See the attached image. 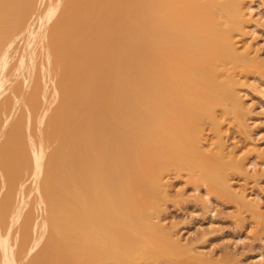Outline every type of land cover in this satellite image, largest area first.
Wrapping results in <instances>:
<instances>
[{
	"label": "bare ground",
	"instance_id": "1",
	"mask_svg": "<svg viewBox=\"0 0 264 264\" xmlns=\"http://www.w3.org/2000/svg\"><path fill=\"white\" fill-rule=\"evenodd\" d=\"M240 4L0 0V264L174 256L130 195L160 206L184 170L218 189L199 157L216 109L242 111L223 81Z\"/></svg>",
	"mask_w": 264,
	"mask_h": 264
},
{
	"label": "rangeland",
	"instance_id": "2",
	"mask_svg": "<svg viewBox=\"0 0 264 264\" xmlns=\"http://www.w3.org/2000/svg\"><path fill=\"white\" fill-rule=\"evenodd\" d=\"M240 1L243 28L231 32L234 49L225 47L230 50L226 51L230 65L223 67L225 77L229 75L223 81L231 82L228 89L243 104H239L243 115L236 116L229 107L216 109L217 132L205 123L206 152L203 149L199 157L201 162L209 161L210 171L218 176V189L210 193L205 185L197 186L198 173L184 170L180 175L174 171L162 175L167 188L156 200L162 197L157 202L163 205H152L151 199L141 202L136 191L130 195L142 216L160 227L153 229V239L174 253L172 257L163 253L154 264H264V0ZM246 49L250 58L244 57Z\"/></svg>",
	"mask_w": 264,
	"mask_h": 264
}]
</instances>
